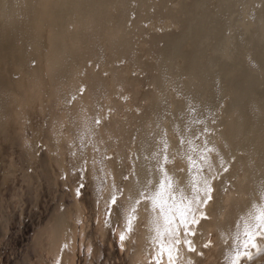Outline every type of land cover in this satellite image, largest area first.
<instances>
[{
    "label": "bare ground",
    "instance_id": "obj_1",
    "mask_svg": "<svg viewBox=\"0 0 264 264\" xmlns=\"http://www.w3.org/2000/svg\"><path fill=\"white\" fill-rule=\"evenodd\" d=\"M190 157L211 172L190 171ZM161 167L177 199L215 174L207 218L188 237L195 250L182 242L176 264H227L237 231L264 207V0H0V205L22 211L30 195L36 209L61 183L73 197L64 211L54 199L35 263L74 264L87 203L100 242L115 231L118 243ZM135 216L119 249L127 264H156L159 212L141 201Z\"/></svg>",
    "mask_w": 264,
    "mask_h": 264
},
{
    "label": "snow or ice",
    "instance_id": "obj_2",
    "mask_svg": "<svg viewBox=\"0 0 264 264\" xmlns=\"http://www.w3.org/2000/svg\"><path fill=\"white\" fill-rule=\"evenodd\" d=\"M99 123V121H97ZM166 159V158H165ZM190 164L192 169L199 173L203 166H207L211 172L212 165L206 158L201 157V165L197 166V162L192 160ZM223 164V161H221ZM227 170L226 168L224 169ZM162 178L159 181V189L152 191L146 185L145 191L140 193V199L135 201L131 212L127 218V223L118 235V248L123 249L124 243L133 230L136 220V206L144 202H150L153 211H158L156 236L154 239L156 264H162L163 257L166 255L168 264H176L178 246L183 242L189 245V250L194 251L191 240L188 237L195 235L192 229L193 225L199 224L201 219H206L207 215L202 209L212 199L211 179L215 178V174L211 177L198 176L192 182V191L190 197L181 195L177 199L176 194L171 189L170 177L163 167L160 169ZM83 184L76 190V195H82L81 189ZM116 196L113 195L111 204L116 203ZM106 215H111V207H109ZM250 219L243 222L242 231L238 230L235 236V242L232 250L228 253L227 264H245L250 262L256 256L264 255V207L258 208L255 213H249ZM163 221L161 227L160 221ZM183 232L185 239L182 241L180 233ZM113 235L116 233L113 231ZM207 246V245H206ZM254 250V251H253Z\"/></svg>",
    "mask_w": 264,
    "mask_h": 264
},
{
    "label": "rangeland",
    "instance_id": "obj_3",
    "mask_svg": "<svg viewBox=\"0 0 264 264\" xmlns=\"http://www.w3.org/2000/svg\"><path fill=\"white\" fill-rule=\"evenodd\" d=\"M44 150V147H41L39 149V154H44ZM83 185V190L81 189L82 195L79 197L77 196V198L83 199L84 203H87L84 198L85 193L88 192V189L86 188L85 184ZM10 188L4 192V196L2 197L3 199L10 197L12 191ZM57 197H59L62 203L63 211L69 206L73 205L71 204L73 202V200H71L73 197L71 196L70 190L66 184L62 185V183L61 185L57 184L54 188H52V191L48 192L46 189L44 192H42L36 209H34L32 204H30V195L26 198L25 207L22 211L19 210V208L14 210L13 204L12 208H7L5 204H3L2 208L0 205L1 213L3 212L5 215H8L7 210L11 212V215L9 216L10 222H8L9 224L6 225L7 232L5 233L4 237H1L0 235V264H24L23 260L25 258L30 260L32 263L36 262V255L33 252V248H31L32 240L36 231L40 229V226L45 222L46 218H48L51 208L53 207L54 199ZM85 210V219H90L87 221L88 225H86L87 229L85 231L86 234L89 233V236H87V238L85 236L83 242L79 236L77 237L74 264H85L84 259L86 258V260L92 261V264H127L128 252L124 250L120 251L117 246L116 237L113 236V232H110L107 240L100 242V238L95 232L96 221L95 217H93V210H91V206L88 203ZM3 227L4 226L0 223V234L4 230ZM78 229L79 226L77 228V232ZM86 239H88L87 241H89V239L91 241L89 249L86 247ZM25 253L27 257L25 256ZM245 264H247V262H245Z\"/></svg>",
    "mask_w": 264,
    "mask_h": 264
}]
</instances>
